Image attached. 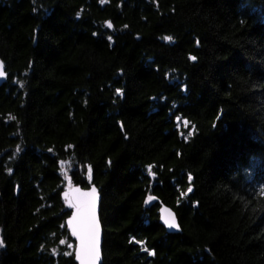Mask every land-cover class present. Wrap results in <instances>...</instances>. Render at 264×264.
I'll list each match as a JSON object with an SVG mask.
<instances>
[{
	"label": "trees",
	"instance_id": "obj_1",
	"mask_svg": "<svg viewBox=\"0 0 264 264\" xmlns=\"http://www.w3.org/2000/svg\"><path fill=\"white\" fill-rule=\"evenodd\" d=\"M0 61V264H77L69 181L102 264H264V0H0Z\"/></svg>",
	"mask_w": 264,
	"mask_h": 264
},
{
	"label": "snow or ice",
	"instance_id": "obj_2",
	"mask_svg": "<svg viewBox=\"0 0 264 264\" xmlns=\"http://www.w3.org/2000/svg\"><path fill=\"white\" fill-rule=\"evenodd\" d=\"M107 0H101V3H106ZM107 26L111 27V22H107ZM111 40V37L108 38ZM165 41H173L172 36L163 37ZM199 44V41H197ZM191 60L195 61L196 57L191 56ZM6 73L4 72V64L0 61V78H4ZM117 94L123 95L121 89H116ZM9 119H15V117H9ZM71 147V146H69ZM17 152L20 151L19 147L16 149ZM51 151V149L49 150ZM64 162H61L63 165ZM111 164V161H109ZM152 166H148V172L151 173ZM62 167V171H63ZM9 171H11L9 169ZM66 174V173H65ZM154 175V174H153ZM87 178L91 180L92 178V167L89 165L87 168ZM191 180V176L188 177ZM188 192L192 189L189 187ZM75 194V195H73ZM181 195H187V193H181ZM65 199L68 201V206L75 209V213L69 220V224L72 226V234L78 235L80 240V251L77 255V259H84L87 264H95L99 259V243H100V228L97 219V203H98V193L95 186H92L90 191L82 192L79 188L73 189L71 187V182L69 181V191L64 194ZM155 197L149 196L146 200V204L154 200ZM164 215L163 220L169 229L178 228L179 225L176 222L175 214L169 209H162ZM134 239V238H133ZM61 244L65 241L61 240ZM4 247L3 240L0 239V248ZM55 253V249L52 250ZM154 254V253H150ZM65 255H71V253H65Z\"/></svg>",
	"mask_w": 264,
	"mask_h": 264
},
{
	"label": "water",
	"instance_id": "obj_3",
	"mask_svg": "<svg viewBox=\"0 0 264 264\" xmlns=\"http://www.w3.org/2000/svg\"><path fill=\"white\" fill-rule=\"evenodd\" d=\"M112 28V24H111V27ZM4 64V63H3ZM4 72L6 73V76L4 78H0V86L3 85L7 79H8V74L6 72V68H5V65H4ZM92 186H95L96 189H97V193H98V196H99V199H98V203H97V219H98V222H99V228H100V243H99V259L95 262V264H102L103 262V241H104V230H103V226H102V223H101V218H100V212H101V200H102V196L100 194V190L99 188L96 186V185H91L90 187H87V188H84L82 187L81 185H77V186H74L72 187L73 189L75 188H79L82 192H85V191H90L91 187ZM69 191V187L65 189V191L62 193V198L64 200V203H65V210L67 212L70 213L69 217L67 218L66 220V226H67V229L70 233V236L72 237V239L75 241V251H74V254H75V261L77 264H87V261H85L84 259H77V255L79 254V251H80V240H79V236L78 235H73L72 234V226L68 223L69 220L72 218L73 214L75 213V209L74 208H70L68 206V201L65 199V192H68ZM75 195V194H73ZM164 208H167L169 209L172 213L175 214V218H176V222L177 224L179 225L178 228H172V229H169L167 227V225L164 223V220H163V211L162 209ZM159 214H160V223L165 226V228L167 229V231L169 233H180L182 232V228H181V225H180V222H179V219H178V216H177V213L176 211L171 208L170 206H167V205H161L160 207V210H159Z\"/></svg>",
	"mask_w": 264,
	"mask_h": 264
},
{
	"label": "bare ground",
	"instance_id": "obj_4",
	"mask_svg": "<svg viewBox=\"0 0 264 264\" xmlns=\"http://www.w3.org/2000/svg\"><path fill=\"white\" fill-rule=\"evenodd\" d=\"M90 187V186H89ZM75 242V241H74ZM104 242V241H103Z\"/></svg>",
	"mask_w": 264,
	"mask_h": 264
},
{
	"label": "rangeland",
	"instance_id": "obj_5",
	"mask_svg": "<svg viewBox=\"0 0 264 264\" xmlns=\"http://www.w3.org/2000/svg\"><path fill=\"white\" fill-rule=\"evenodd\" d=\"M74 187V186H73Z\"/></svg>",
	"mask_w": 264,
	"mask_h": 264
}]
</instances>
